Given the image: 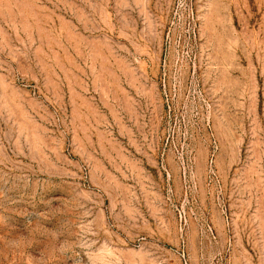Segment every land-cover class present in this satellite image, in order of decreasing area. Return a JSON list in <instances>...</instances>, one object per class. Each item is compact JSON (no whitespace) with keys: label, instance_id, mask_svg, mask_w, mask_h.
<instances>
[{"label":"rangeland","instance_id":"obj_1","mask_svg":"<svg viewBox=\"0 0 264 264\" xmlns=\"http://www.w3.org/2000/svg\"><path fill=\"white\" fill-rule=\"evenodd\" d=\"M0 264H264V0H0Z\"/></svg>","mask_w":264,"mask_h":264}]
</instances>
